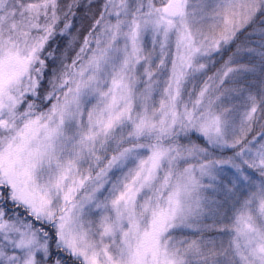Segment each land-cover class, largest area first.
<instances>
[{"label": "snow or ice", "instance_id": "obj_1", "mask_svg": "<svg viewBox=\"0 0 264 264\" xmlns=\"http://www.w3.org/2000/svg\"><path fill=\"white\" fill-rule=\"evenodd\" d=\"M0 264H264V0H0Z\"/></svg>", "mask_w": 264, "mask_h": 264}]
</instances>
